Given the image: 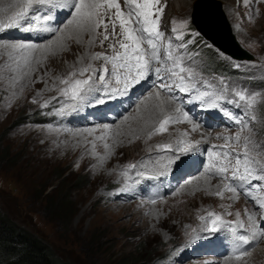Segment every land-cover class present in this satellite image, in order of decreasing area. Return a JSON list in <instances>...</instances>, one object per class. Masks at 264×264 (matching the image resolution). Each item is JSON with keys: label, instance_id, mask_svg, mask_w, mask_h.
Returning <instances> with one entry per match:
<instances>
[{"label": "rangeland", "instance_id": "1", "mask_svg": "<svg viewBox=\"0 0 264 264\" xmlns=\"http://www.w3.org/2000/svg\"><path fill=\"white\" fill-rule=\"evenodd\" d=\"M171 1L175 2L177 0ZM162 2L163 16L160 30H163L162 22H164L166 27L162 32L170 34L174 53L178 48V42L174 39L170 27L171 25L173 26V20L178 22L175 25L178 29L177 34L185 33L186 30L194 31L200 35L202 42H204V53L197 57V66L200 68L198 69L199 74L206 77H217L227 73L225 76L238 78V71H233L234 64L232 63L239 61L246 72L261 75L262 81L264 80V0H252L248 7L244 6L243 0H189L188 8L186 10L183 8L182 11L177 5H175V10L172 11L168 0H162ZM119 3L122 6V10L127 11V4L123 5L125 0H119ZM20 6L21 2L12 6L14 11L0 19V21L7 22L14 12L20 10ZM197 8L204 12H207L208 9L216 8L212 11L214 12V17L221 23L220 28L225 27L222 22V20L225 21L222 19L225 17L229 25L230 34L255 59L253 61L234 59L207 41L204 35L195 28L196 26L193 22V16ZM217 9L220 15L216 13ZM114 11V9L109 10L108 15H111ZM217 14L218 16H216ZM219 16H221V19H219ZM249 16L252 19H249ZM182 20L187 21V24L181 25L179 21ZM26 23L28 21L22 22L23 25ZM22 24L21 26H23ZM60 25H63V23ZM19 28H5L0 30V33L15 31L16 34L22 35L23 33ZM118 30L119 28L117 27V32L120 31ZM110 31L111 25H109ZM208 33L212 34L209 30ZM59 34L57 33L56 35L60 36ZM9 35L6 34L5 36L9 38ZM56 35L51 34L52 37L48 40L55 39ZM75 40V38L68 40V42L64 43V47L60 48L64 55L59 61L61 63L60 66L69 65L70 68L63 76L56 78L59 86L47 91L45 96L39 97L38 102L28 103L26 101L25 104L23 102L20 104L21 93L14 91L11 82L6 86L2 82V78H0V142L3 143L4 147L10 149L13 158L12 162L14 163L0 167V212L50 246L56 256L66 264H132L134 261H138L139 264H223L227 260L235 261L233 264H264V237H261L254 244L241 245L240 251L244 249H251V251L248 256L239 260L235 258V255H226L222 259H217L213 253L205 254L204 257L200 258H196L197 256L195 255L192 257L194 248L191 242L198 233L205 231L207 225H210L209 212L220 214L225 221H230L233 225L238 224L240 221L244 222L245 228L236 227L235 232L228 226L221 227L214 232L221 236V241L232 235L234 240L227 239L226 244L234 252H236L234 246L236 238L241 235H250V232L246 230L250 223L248 220L250 214L254 215L259 223L264 224V221L260 220L258 206L249 196L240 194L238 198H233V194L227 193V191H224L223 197L214 195L213 193L222 189V184L218 177L214 180L219 183V188L214 184L213 189L209 192L205 189H198V187H189L193 185L192 181L194 178L203 177V174H199L188 180L191 181L189 185H186L188 181H186L187 183L182 182L183 184L180 183L181 185L178 188L171 190L164 197L161 192L160 181L155 179L161 172L173 171L174 168L169 167V164L173 160L176 162L178 160L175 157L178 154L177 151L175 155L160 159L159 156L163 150L158 149L157 145L171 144L172 148H176L181 139L192 142L200 141V143L209 141L212 145H221L222 138H218L220 132H215L210 124H206L205 128L200 126L198 130L192 131L193 123L189 121L182 122V124L171 123L167 132L153 134L151 138H149V132H146L145 139L141 143H136L137 149L135 146V151L127 150L119 154V160L114 162L113 166L108 170V172H112V175L105 176L99 182L96 176L98 167L104 162L103 158L112 156L113 153L108 152L106 149L105 153L100 154L96 150V145L103 144L104 146L107 143L110 146L113 144L112 149L115 145L122 143L123 137H129V139L127 138L129 142H133L135 135L132 134L131 129L134 127V123H140V114L143 108L146 106L150 108L151 103L156 100L142 97L140 101H136L133 108L126 114L129 119L127 121L124 120V122L121 118H118L117 120L121 119L122 123L116 121L118 122L116 123L117 127L113 124L114 120L90 126L81 125L84 128H95L90 131H97V127H103V125L111 126L108 129L101 128L96 133L98 134L97 136L96 134H90L88 137L92 138L88 141L79 140V143L71 142L69 138H62L61 134L69 135L70 132L79 130L76 125L80 124L75 121L83 114L84 107L89 109L92 106H86L85 102H83L73 109L71 105L74 102L60 92V89L66 86L61 84L60 81L70 77L73 80L86 78L87 74L81 77L79 72L81 68L88 65H92L94 70H99L107 64L109 69H111V64L103 59L80 62L75 67L74 61L66 59V53L73 49V44L76 45L77 41L75 42ZM5 42L21 41L0 39V43ZM112 42L114 40L110 37L109 41L104 42L103 47L93 49V55L97 52L112 54V50L108 47L109 43ZM31 44L35 43L31 42ZM73 52L76 58H80L82 55L78 49L73 50ZM41 60L44 67L47 66V70L55 66L51 65V62L46 57ZM60 66H55V68ZM229 68L232 71H229ZM73 72L76 73L74 77L71 76ZM95 75L98 76L99 71H96ZM51 81L52 85L55 81L53 78ZM112 81L110 78V83ZM38 87H33L34 93L41 88ZM149 87L150 90L154 88L152 84ZM159 91L162 94V99H167L169 95L179 96L180 99H176L172 103L173 107L169 111V113L174 115L176 114L173 109L176 107L177 102L181 110L186 111L190 117L197 113L194 103H203L196 98V94L193 92L189 93L187 97L183 95V92H176V90L172 93L160 89ZM261 92L264 93V89H261ZM96 95H101V93H91L88 99L94 101ZM10 98L14 99V101L9 102ZM142 99H145L146 103L141 107ZM45 103H47L46 107L43 106ZM97 108L95 107L92 111L95 112ZM263 108L264 102L253 109V115L259 117L258 124L251 126L248 123L249 127L246 128L247 130L242 131L243 137L250 135L253 140L258 141L260 144H264ZM42 118L46 120L45 123H41ZM52 118H54V122L51 124L48 120ZM69 124H73L74 127H68ZM157 126L158 123L154 122L152 128ZM180 126L183 129L180 130ZM200 129L208 132L204 134ZM171 132L174 133L172 138ZM117 133H120V135H116ZM102 135L104 136L103 140L99 139ZM68 143L71 145L70 151L65 149L54 150L55 146H64ZM78 146L86 147L87 155L82 157L73 151L75 148H79ZM153 160L159 164L154 165ZM145 161L148 163L145 167H149V173L154 174L144 173V176H137L136 172H142L140 169L144 167L143 163ZM130 163L136 164L137 168L129 170L128 176L122 175V172L126 170V166ZM162 165H166V168L162 167ZM156 172L159 173L155 174ZM61 173H64V176H67L69 180L81 179L71 185L73 191L70 201L73 207V215L59 222L54 221L44 212L46 209L49 210L47 203H45L46 196H51L57 192L59 180H56L55 176ZM147 177L155 178L149 179ZM125 183H130L139 188L144 194L138 195L136 200H126L117 197L113 189ZM253 183L256 182L254 181ZM195 191H197V194L201 193L202 197L198 195L196 199L193 198V192ZM252 191L254 196L264 195V190L257 191L253 189ZM94 196H98L99 200ZM153 198L156 199L155 204L151 203ZM109 204L119 207L128 204L137 206L135 210H129L124 213L117 211V209L107 210L106 207ZM139 207L147 208L146 212L139 210ZM171 213L175 214V217L174 220L169 222V226L175 225V223L178 225L169 231L160 227V221ZM237 213L240 215L237 216ZM152 215H155L154 218L151 217ZM201 216L206 217L201 220ZM143 224L147 226L148 232L145 230V232L139 234L138 232L141 230L134 231L135 226L140 225L142 227ZM153 227L156 228L153 229ZM255 243L259 244L256 249L254 248ZM197 251L198 253L200 252V250ZM187 253L190 254L186 257Z\"/></svg>", "mask_w": 264, "mask_h": 264}, {"label": "snow or ice", "instance_id": "2", "mask_svg": "<svg viewBox=\"0 0 264 264\" xmlns=\"http://www.w3.org/2000/svg\"><path fill=\"white\" fill-rule=\"evenodd\" d=\"M252 0H243L245 7H248ZM127 11L122 10L119 0H21L20 10L13 13L7 22L0 21V30L11 27H21L24 24L25 31H31L37 21H43L46 27L41 30L48 31L56 35L63 33L62 36H57L54 41L50 40L47 45H36L25 42H8L3 45V48L8 50V59L16 63V70H20L21 63L24 67H28L31 62V54L35 51H40L41 54L53 51L55 48H63L65 40L76 39L79 43L83 39L85 33H90L89 45L96 42L99 38L101 46L105 41H109L110 37L114 42L109 43L108 47L112 50V54L97 52L92 56L93 60L103 59L111 64V69L104 66L102 69L94 70L92 65L80 69L79 75L86 78L81 79H64L61 84L66 85L60 89L63 96H67L74 103L71 105L73 109L88 100L91 93H103L94 97L95 103L104 104V96L109 94H127L129 89L134 85L139 84L142 80H148L153 77L151 83L153 87L160 90L172 93L174 90L191 93L197 92L196 98L204 103L207 108H219L220 101L227 99L229 103L236 105L243 113L245 110L251 112L258 104L264 102V93L260 91H252L245 88H234L231 90V99L228 98V86L224 83V78H220L222 87L216 91L210 83H205L199 79L194 69L185 60V54L181 49L186 45L178 46L176 52L172 50V41L167 42L165 46L164 33L160 30V23L163 16L162 0H125ZM35 6V7H34ZM41 6L46 7V11L41 13ZM115 11L108 15V11ZM103 10V11H102ZM58 15L60 12L66 11L68 19L60 27H52L49 23L56 17L53 12ZM29 12L32 15H29ZM249 19H252L249 16ZM178 22L172 21V32L177 33L178 29L175 25ZM181 25H186L187 21H179ZM109 25L111 31L109 32ZM117 27L119 32H117ZM177 39H182L177 36ZM118 45V47H117ZM147 45V47H145ZM164 50L163 57L161 51ZM29 55H25V54ZM20 57L18 61L16 58ZM99 71V75L95 72ZM72 77L76 73L71 74ZM110 78L114 80L112 86ZM197 82L204 83L206 89L211 91H198L196 88ZM155 99L158 101L153 106L152 111H158L162 114L158 121V126L152 132H149V138L153 134H162L168 131L171 123L180 122V118L190 121L191 117L186 111H182L177 103L171 114L165 109V105L172 104L176 101V97L169 95L167 99L161 98V92L157 91L154 94L149 91L147 99ZM55 99V97H54ZM35 102V100L33 101ZM143 99L141 103H143ZM43 106H47L45 103ZM147 107V106H146ZM225 114L233 120L242 130L249 127L241 118V115L228 112ZM125 121L129 117L123 118ZM256 117L250 116V120H255ZM105 129L110 128V125H103ZM200 128L199 123H193L192 131ZM89 134H91V131ZM116 135H120L117 133ZM187 135V133H185ZM226 143L224 145H211L213 149L220 148V152H208V160L206 162L205 172L209 177H218L222 184V189L213 193L216 196L223 197L224 191L233 194V198H238L241 192L249 196L255 201L260 210V220L264 221V195L254 196L253 189L257 191L264 190V144L253 140L249 136H241V132L235 133L234 136H223ZM99 139L103 140L104 136ZM200 141H182L178 142L177 152L188 153L193 151ZM107 143L104 144L105 149H109ZM158 149H171V144L157 145ZM213 157L216 159L214 160ZM178 158V157H177ZM166 167V165H162ZM137 168L136 164H128L122 175L128 176L129 170ZM230 173V174H229ZM163 174V173H161ZM137 176H144L143 172L137 171ZM149 179L155 177H147ZM196 179H199L197 177ZM256 183H253V182ZM188 183H191L189 181ZM130 185L123 190H130ZM151 203L155 204L156 199H151ZM231 215V213H229ZM240 214L237 213V216ZM201 220L205 217L201 216ZM210 220L209 230L212 232L218 231L221 227H231L232 231H236V227L245 228L243 221L233 225L230 221H225L222 216L215 212L208 213ZM250 223L247 226V231L250 235H241L236 238L234 246L236 248L235 258L241 259L249 255L251 249L240 251L241 245L254 244L261 237H264V224L257 221L254 215H249Z\"/></svg>", "mask_w": 264, "mask_h": 264}, {"label": "bare ground", "instance_id": "3", "mask_svg": "<svg viewBox=\"0 0 264 264\" xmlns=\"http://www.w3.org/2000/svg\"><path fill=\"white\" fill-rule=\"evenodd\" d=\"M168 1L170 2L169 5H170V8H171L172 11L175 10V8H176L175 5H177L181 9V11H182L183 8H185V10L188 8L189 0H177L175 2L171 1V0H168ZM19 2H21V0H0V19H2L3 17H6L9 13L13 12L14 8H12V6L18 4ZM123 5H126V3H123ZM9 7H11V8H9ZM213 9H216V8H213ZM213 9H210V10L208 9L207 12H204V11H201V10H199L197 8V10L195 11V15L193 16V22L196 25V28L201 33H203V35L208 40H210L215 46L219 47L225 53H227L229 55H232V56H235L234 52L228 50L227 48H225L223 46V44L227 43L228 39H229L228 38V36H229L228 26L226 24L227 22L222 20V22L225 25V27L220 28L221 27L220 26L221 23H219V20L216 17H214V12L212 11ZM45 11H46V7L45 6H41V13L40 14H43ZM216 13H219V15H220V12H218V9H217ZM29 15L31 16L32 13L30 12ZM53 15L56 17V12L55 11L53 12ZM216 16H218V14ZM224 18H222V19H224ZM65 19H66V17L64 15H60V13H59V19L56 17L53 21H50L49 23L50 24L53 23L54 26L60 27L61 23L64 24V22H65L64 20ZM219 19H221V16H219ZM36 25L37 26L34 27L31 31H25L24 30V25L21 26L19 29L22 31V33H23L22 35L19 34V33L16 34L15 31L14 32H10V33H6V32L0 33V39H2V38H5V40L6 39H16L17 41H21V42H25V43H31L32 42V43H35L36 45H47L48 42L50 41L48 39L50 37H52L51 34H53V33L41 30L43 27H46V25L44 24L43 21H37ZM8 29H10V28H8ZM208 30L212 34H209ZM6 34H10L9 38H7L5 36ZM59 35L62 36L63 33H60ZM10 36H12V37H10ZM57 36L58 35H56V37ZM90 38H91V34L90 33H85L83 35L82 41H80L78 43V42H76L77 40H75L76 45L73 44V49H71V51L66 53V59H68L69 61H74V66L75 67H77V65H78L77 63L86 62V61H89V60L91 61L92 60V56H93V49L94 48L103 47L99 43V38H97L95 43L89 45L88 41H89ZM55 39H53V40H55ZM66 42H68V40H65L64 43H66ZM5 43H0V78H2V82L6 86L8 85L9 82H11L12 86L14 87V91H19L21 93L22 98L19 100L20 104H21V102H23V104H25L26 101L28 103H30V102H33L34 100H35V102H38L39 101V97L45 96L47 94V91H50L51 89H55L56 87L59 86V83L57 84V82H56V78L60 77L61 75L63 76V74H65L67 72V70L70 68L69 65L65 66V67H61L60 66L61 63L59 61L61 60V57L64 56V55H63V53H62L60 48H55L54 47L53 51L48 52V53L41 54L40 51H36V52L32 53L31 54V62L28 65V67H24L23 64L21 63L20 70H16V63H12L13 61H10L8 59V50L3 48V45ZM39 43H41V44H39ZM76 49H78V51H80V53H82L80 58H76V56H74L73 50H76ZM25 55L27 56L29 54L26 53ZM44 57L48 58V60L51 62V65L60 66V67L55 68V66H53V68H51L50 70H47L48 69V68H46L47 66L44 67V65L41 63L42 62L41 59L44 58ZM16 59H18V61H19L20 57L18 56ZM10 63H12V64H10ZM52 78H53V80L56 83L54 82L51 85V82H52L51 79ZM44 81H45V83H43ZM34 86H39L41 88L36 93H34V91H33L34 90L33 89ZM137 93H139L138 98H133V99H135L137 101L140 100L144 95H147L149 93V91L147 90V84L144 86V88L142 90L138 91ZM24 99H25V101H24ZM12 101H14V99L10 98L9 102H12ZM143 101L144 102L141 103V107L146 103L145 99ZM157 103H158V101L156 100L155 102L151 103L150 108H148V107L143 108L142 113L140 114V119H141L140 123H134L135 125L131 129L132 134L135 135L133 137L134 138L133 142L132 141L129 142V140H128L129 137H123L122 138L123 139L122 143L117 144V145H115L116 144L115 143L114 144L115 146L111 149V147L113 146V144H112V145H110L109 149H107V151L108 152H112L113 155L112 156H106L105 158H103L104 162L101 163L102 165H100L98 167L96 176H97V179L99 180V182L102 181L105 176H107V175L111 176L112 175L111 174L112 172H108V170L113 166L114 162H117L119 160L118 159L119 154H121V153H123V152H125L127 150L135 151V146H136V149H137L136 143L137 144L141 143L146 137L145 136L146 132H150L151 130L155 129L154 127L152 128L154 122L157 124L159 119L162 116V114H160L158 111H156V112L152 111L153 106L156 105ZM92 105L93 106H100L101 104H97L95 102H92ZM172 107H173V104L165 105V109L168 112L171 110ZM116 108H120V106H117ZM148 112L150 113L149 115H148ZM125 116L126 115H124L123 117H125ZM123 117L121 118L122 121H124ZM92 118H94V117H92ZM121 119L114 120V123H113L114 126H116L117 125L116 123H118L116 121H120L119 123H122ZM181 122H184V121L181 120ZM76 126L79 127L78 131L70 132L69 135L68 134L65 135V133L61 134L62 138H65V139L69 138V140L71 142H73V141L74 142H79V140L88 141L89 139L92 138V137H88L90 135L88 130L95 129V128H84V127H81L79 125H76ZM97 128H98V130L97 129H96L97 131L92 130L91 134H96L103 127H97ZM181 129H183L182 126H180V130ZM201 131H203L204 134L208 132L206 130H201ZM131 132H129V133H131ZM97 135L98 134H96V136ZM173 135H174V133L171 132V138L173 137ZM126 141H127V143H126ZM182 141H185V139H181L180 140V142H182ZM70 146L71 145L69 143L64 145V146L57 145V146L54 147V150L65 149V150H69L70 151ZM177 146L178 145H176V147ZM78 147L79 148H75L73 151H75L79 156H82V157L87 155L86 147H83V146H78ZM96 150L100 154H103L106 151V149L104 148L103 144L102 145L97 144L96 145ZM175 157L176 158L178 157L177 158L178 159L177 162L173 160L170 164L168 163L169 167H171V168H175L176 165H178V163L180 161V157L178 156V154ZM152 162H153L154 165L155 164H159L158 162H156L154 160ZM166 162H168V161H166ZM146 164H148L147 161H146ZM143 168L146 169V170H149V167H145L144 166ZM157 173H159V172H156L155 174H157ZM151 174H154V173H151ZM178 179L179 178H176L175 180H172L171 183L177 181ZM182 182L185 183L186 180H181L180 183H182ZM192 184L193 185L189 186V187H193V188H195V187L197 188L198 187V189L199 188L205 189L207 192H209L210 190L213 189L214 184H215V186L217 188H219V183H216V181L214 179L210 178V177H205L204 178V176L202 178H199V179L194 178V180L192 181ZM186 185H189V183H187ZM182 188H183V186H182ZM182 188H180V189H182ZM195 190H197V189H195ZM193 193H194L193 198H195V199H196V197L198 195L199 196L202 195L201 193L197 194V191H195ZM94 197L99 200L98 196H94ZM96 204H97V202H96ZM114 204L113 205L109 204L108 207H106L107 210L110 211V210L117 209V211H120V212L122 211L124 213H127L129 210H135V208L137 206V205L134 206V205L128 204V205H122V206L119 207V206H114ZM140 209H141L142 212H146L147 208L145 209V208L139 207V210ZM154 216L152 215L151 217L154 218ZM174 217H175V214L171 213L168 217H166L163 220H161L160 221V227L166 228L169 231L173 230L175 228V226L178 225L177 223H175V225L169 226L170 225L169 222L171 220H174ZM143 226H146V225L143 224ZM143 226L142 227H140V225L139 226H135L134 227V231L141 230L140 232H138L139 234H142L143 232H145V230H146V232H148L147 226L146 227H143ZM154 228H156V227H153V229ZM152 234H154V233H152ZM192 254H193L192 255V257H193L195 255V252L192 253ZM181 256H183V254H181ZM185 256L187 257L189 255L187 254ZM234 262L235 261L227 260L223 264H233Z\"/></svg>", "mask_w": 264, "mask_h": 264}, {"label": "trees", "instance_id": "4", "mask_svg": "<svg viewBox=\"0 0 264 264\" xmlns=\"http://www.w3.org/2000/svg\"><path fill=\"white\" fill-rule=\"evenodd\" d=\"M229 71L232 70L229 68ZM259 86L262 90L264 89V80ZM41 120V123H45L46 121L43 118ZM12 160L10 149L4 147L3 143L0 142V167H5L10 163L14 164ZM55 177L56 180H59L57 192L53 193L51 196H46L45 203H47V208L49 210L46 209L44 213L54 221L62 222L73 215V207L70 201L73 191L71 185L79 182L81 178H78V180H69L67 176H64V173L56 175ZM48 203L51 205L49 206ZM0 264L66 263L56 256L50 246L0 212ZM132 264H139V262L134 261Z\"/></svg>", "mask_w": 264, "mask_h": 264}, {"label": "water", "instance_id": "5", "mask_svg": "<svg viewBox=\"0 0 264 264\" xmlns=\"http://www.w3.org/2000/svg\"><path fill=\"white\" fill-rule=\"evenodd\" d=\"M226 22H227V20H226ZM227 24V26H228V32H229V36H228V42L227 43H225V44H223V46L225 47V48H227L228 50H230V51H232V52H234V54H235V56H232V55H229V56H231L232 58H234V59H238V60H247V61H253L254 59H255V57L251 54V53H249L247 50H245L244 48H242V46L239 44V42L236 40V38L232 35V34H230L231 32H230V30H229V25H228V23H226ZM203 34V33H202ZM205 37V36H204ZM205 39L207 40V41H209V42H211L210 40H208L206 37H205ZM211 44H213L212 42H211ZM213 46H215L214 44H213ZM215 47H217V46H215ZM220 51H222L223 53H225L223 50H221L219 47H217ZM225 54H227V53H225ZM237 56V57H236Z\"/></svg>", "mask_w": 264, "mask_h": 264}]
</instances>
